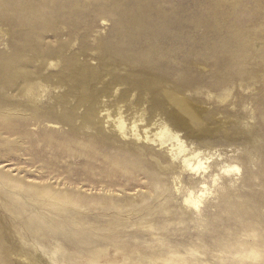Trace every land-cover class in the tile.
<instances>
[{
  "label": "rangeland",
  "instance_id": "obj_1",
  "mask_svg": "<svg viewBox=\"0 0 264 264\" xmlns=\"http://www.w3.org/2000/svg\"><path fill=\"white\" fill-rule=\"evenodd\" d=\"M0 264H264V0H0Z\"/></svg>",
  "mask_w": 264,
  "mask_h": 264
},
{
  "label": "bare ground",
  "instance_id": "obj_2",
  "mask_svg": "<svg viewBox=\"0 0 264 264\" xmlns=\"http://www.w3.org/2000/svg\"><path fill=\"white\" fill-rule=\"evenodd\" d=\"M63 47L64 46H60V47H58V51L56 52V54H58L59 56H61L62 55V53H63ZM55 55H47V57L48 58H51V57H54ZM66 61H68V64H72V60L71 59H67ZM71 68H73V66H71ZM66 69H70V67H66ZM73 70V69H72ZM222 73V72H221ZM137 72H136V76H137ZM140 74V73H139ZM216 74H218V73H216ZM38 75H39V72H38ZM71 75H73V77L72 76H67V77H64V78H60V79H58L57 80V83L58 84H61V85H63V84H66V83H68V82H71L72 83V86L73 87H86L87 86V84H85V81H86V79L84 80V78H85V76H87L88 78H89V76H90V72H89V70L87 69V68H85V67H79V68H76L75 69V73L74 74H71ZM151 75V74H150ZM131 76H133V75H131ZM130 76V77H131ZM139 76V75H138ZM70 78H72L73 79V81L70 79ZM132 79V78H131ZM137 79V78H136ZM133 80V79H132ZM229 80H232V79H229ZM134 81V80H133ZM164 80L161 78V77H158V76H151V77H149V76H147V77H144L143 79H142V81H139V84H140V86H142V87H152V88H156V86H158L159 85V83H161V82H163ZM190 81V80H189ZM132 82V81H131ZM230 82H232V81H230ZM229 82V83H230ZM87 83V82H86ZM228 83V84H229ZM182 103H183V101H181ZM177 103V106H178V109H177V113H176V119H177V126H184V125H187V124H190L193 120H196L197 119V117H195L194 115H195V109H194V115L191 113V111H193V109L190 111V113L191 114H188L187 113V111L182 107V103ZM185 102V104H186V101H184ZM189 104V103H188ZM188 104H187V106H188ZM191 105V104H190ZM189 105V106H190ZM192 106L193 105H191V108H192ZM189 108V107H188ZM115 111H116V109H115ZM109 112V111H108ZM118 112H120V110L118 111ZM114 113V112H113ZM122 113H124L123 111H122ZM138 113V112H137ZM197 113V112H196ZM110 114V116H111V114H112V112L111 113H109ZM115 114V113H114ZM140 114V113H139ZM141 114H143V113H141ZM199 114V113H198ZM122 115V116H121ZM124 116V114H118V116L116 117L115 116V120L113 121L112 120V123L114 122V129H116L121 135H123L124 136V134H126V133H128V132H132V134L135 136V137H137V139L139 138H141L142 139V137L143 138H145V139H149V140H153V141H155V142H160L159 144L160 145H163V144H166L167 142H169V141H174V140H178V142L180 141V139H179V136L174 132V130H172L171 128H170V126L168 125V123H166V122H164V121H156L155 123H153V126L155 125V127H153V128H146V129H144L143 130V133L141 134L140 132H139V130L140 129H138V126H137V123H136V121L138 120L139 121V119H137L133 124H132V126L131 127H129V129L128 130H126V125H125V120H123V117ZM112 117V116H111ZM134 117V116H133ZM133 117H131L130 119H136V118H133ZM137 117H139L140 118V116H137ZM114 118V117H113ZM125 119V118H124ZM130 119H128V120H130ZM143 120V119H142ZM128 122V121H127ZM129 123H131V122H129ZM147 123V122H146ZM128 125V124H127ZM146 125V124H145ZM152 126V125H151ZM222 126V125H221ZM128 127V126H127ZM143 127H145V126H143ZM223 127H225V126H223ZM204 128V127H203ZM202 128V130H201V132H205L206 130L205 129H203ZM207 128V127H206ZM211 129V128H210ZM209 129V130H210ZM212 129H214V128H212ZM211 129V130H212ZM130 130V131H129ZM141 130H142V128H141ZM140 130V131H141ZM216 130V129H215ZM128 131V132H127ZM200 132V133H201ZM206 133V132H205ZM207 133H209L208 131H207ZM206 133V134H207ZM211 133H213V132H211ZM210 134V133H209ZM129 135H130V133H129ZM140 136H142V137H140ZM174 146V145H173ZM182 147H183V145H182V142H181V144L179 145V149H182ZM196 158V162L195 163H192L191 162V160L192 159H195ZM198 158V153H196V154H193V155H191L190 157H185L184 158V163H185V168L186 169H190L193 173H195V174H201V173H203V172H206V170H207V167L208 166H205V163L206 162H203L202 161V159H197ZM207 158V157H206ZM233 166H235V165H233ZM232 167V166H231ZM222 168V167H221ZM223 169V168H222ZM239 169V168H238ZM237 169V170H238ZM228 173L229 172V167L228 168H226V169H224L221 173ZM208 173V172H207ZM226 173V174H227ZM220 174V173H219ZM211 175H213V174H211ZM215 176H216V178H217V176H219V175H214V177H212L213 178V180H214V178H215ZM205 177V176H204ZM203 180H205V179H203ZM218 180V179H217ZM197 181V180H196ZM208 181H209V179H208ZM193 182V181H192ZM214 182V181H213ZM203 185V184H202ZM210 187V186H209ZM201 188H204V189H206V190H208L209 188H207V186L206 185H203ZM191 189V188H190ZM190 189H188V190H190ZM205 191V190H204ZM204 191H202L201 190V193L200 194H197V197L198 198H194V197H192V192L190 191L189 193V195H191V196H189V197H187L186 198V202L187 203H189V204H191V205H193V207L194 206H196V207H198L199 206V203H200V197L201 196H204V194H205V192ZM195 195V194H194ZM253 201V200H252ZM244 205H247L246 203L244 204ZM250 207V206H249Z\"/></svg>",
  "mask_w": 264,
  "mask_h": 264
}]
</instances>
